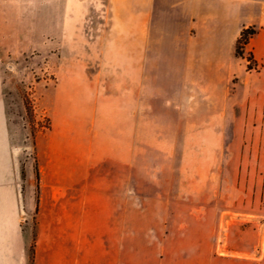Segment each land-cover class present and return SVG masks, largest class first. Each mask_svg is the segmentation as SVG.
<instances>
[{
  "label": "rangeland",
  "instance_id": "obj_1",
  "mask_svg": "<svg viewBox=\"0 0 264 264\" xmlns=\"http://www.w3.org/2000/svg\"><path fill=\"white\" fill-rule=\"evenodd\" d=\"M33 2L19 12V39L7 44L20 51L2 59L7 125L25 175L33 170L36 184L37 140L64 131L68 152L83 156L91 218L107 156L125 165L136 241L161 228L190 244L182 234L204 226L211 264L235 255L236 219L257 213L236 202L234 122H222L226 86L232 93L243 74L232 55L236 22L222 12L219 24L196 26L186 0H155L141 11L139 0ZM263 254L264 241L253 264Z\"/></svg>",
  "mask_w": 264,
  "mask_h": 264
},
{
  "label": "crops",
  "instance_id": "obj_2",
  "mask_svg": "<svg viewBox=\"0 0 264 264\" xmlns=\"http://www.w3.org/2000/svg\"><path fill=\"white\" fill-rule=\"evenodd\" d=\"M153 1L139 0L140 11ZM186 1L196 26L219 24L222 12L226 20L236 22L232 55L242 65L243 74L232 84V93L226 86L222 122H234L236 202L257 213L251 214L255 219L240 213L235 255H216L213 261L253 264L254 249L264 241V0ZM33 3L0 0V264H211L209 227L187 228L182 235L192 236L190 244H180L179 232L166 233L161 228L143 232L136 241L125 165L110 164L107 156L99 165L96 210L91 218L84 200L83 156L68 152L64 131L37 140V200L33 170H26V193H22L18 149L11 143L5 114L2 59L4 53L20 51L7 44L19 39V12L28 11ZM139 16L141 21L142 13ZM247 27L256 31L245 46L251 69L244 58L234 54L236 40ZM197 32L192 29L190 33ZM230 97L234 104H228ZM231 110L232 115L228 114ZM54 139L59 140L57 146Z\"/></svg>",
  "mask_w": 264,
  "mask_h": 264
},
{
  "label": "trees",
  "instance_id": "obj_3",
  "mask_svg": "<svg viewBox=\"0 0 264 264\" xmlns=\"http://www.w3.org/2000/svg\"><path fill=\"white\" fill-rule=\"evenodd\" d=\"M256 31L251 28V27H247L245 29L242 30V32L240 33V36L238 37V39L236 40L235 43V48H234V54L237 58H243L244 55V50H245V46L248 44L251 36L255 33ZM247 69H251V55L248 54L247 57ZM25 170L22 167L21 168V179L22 182H25ZM35 180H36V200H37V181H38V169L37 166H35ZM32 253H33V249L32 247H30V259L32 258Z\"/></svg>",
  "mask_w": 264,
  "mask_h": 264
}]
</instances>
